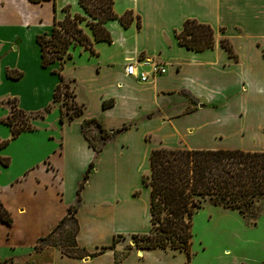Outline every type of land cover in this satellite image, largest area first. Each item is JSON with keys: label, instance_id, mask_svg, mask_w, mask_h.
<instances>
[{"label": "crops", "instance_id": "1", "mask_svg": "<svg viewBox=\"0 0 264 264\" xmlns=\"http://www.w3.org/2000/svg\"><path fill=\"white\" fill-rule=\"evenodd\" d=\"M112 8L117 15L131 12L128 26L105 21L110 42H93V53L78 45L60 68L57 61L41 66L35 41L64 17L60 0H0V120L9 113L8 98L25 113L52 104L12 138L0 121V141L6 140L0 157L7 161L0 163V204L11 218L0 221L4 264H188L183 250L138 248L127 239L149 230V189L142 177L150 150H254L224 142L226 118L218 111L228 100L229 114L238 113L234 121L245 122L236 125L238 135L264 124V61L256 45L264 44V0H114ZM188 18L214 29L211 48L177 43L174 32ZM222 37L233 56L220 46ZM127 61L146 72L160 62L165 72L139 82L123 73ZM6 69L20 76L7 77ZM59 74L81 107L61 121L59 104L51 100ZM103 100L111 102L103 107ZM91 117L114 131L97 152L80 127ZM72 206L76 252L83 256H67L55 245L34 250Z\"/></svg>", "mask_w": 264, "mask_h": 264}, {"label": "trees", "instance_id": "2", "mask_svg": "<svg viewBox=\"0 0 264 264\" xmlns=\"http://www.w3.org/2000/svg\"><path fill=\"white\" fill-rule=\"evenodd\" d=\"M39 3L44 0H28ZM54 3V0H51ZM114 0H76L83 15H70L63 8L64 17L60 21L53 20L48 33L37 34L35 41L39 46L40 64L46 66L57 61L62 62L70 58L68 48L80 45L93 53V42H110V35L104 27L107 20H116L126 27L132 20L129 10L117 15L112 8ZM83 22L90 32L88 38L80 28ZM223 31V27L219 28ZM177 43L187 49L199 51L211 48L214 43V29L207 23H201L193 18L185 19L180 30L174 32ZM220 46L230 55L232 47L227 38L219 40ZM264 57V48L261 50ZM5 75L18 78L20 72L6 69ZM64 87L62 92L58 90ZM67 97L70 100L67 102ZM65 108L68 119L81 113L80 105L71 100L67 84L59 74V82L52 92V102H58ZM110 100H103L102 106L110 104ZM9 113L0 121L10 127V138L17 133L31 128L30 121L42 117L50 109V105L34 113H25L15 107L14 99H6ZM70 110L69 112H67ZM25 114L31 115L25 119ZM63 112L60 107V121ZM94 126L99 143L90 140L86 127ZM80 127L84 137L92 149L97 152L100 147L111 138L114 131L106 132L95 118L83 119ZM123 128V127H120ZM6 140L0 141V147ZM0 163H7L0 157ZM88 164L86 172L91 168ZM85 172V174H86ZM144 186L148 187L149 230L143 234H133L134 245L138 248H169L183 250L186 262L189 261V247L191 244V217L204 202L226 209L236 210L241 216L251 215L257 206L264 207V150H243L240 148L219 149H187V148H154L149 152V168L142 177ZM75 206L68 208L66 216L55 225L45 236L37 239L33 249L38 251L48 245H56L51 238L59 229L71 220ZM0 221L9 224V213L0 204ZM73 230L72 248L60 249L71 257H82L77 253ZM112 240V244H113ZM60 247V246H59ZM90 255V254H89ZM118 258H115L117 260ZM6 261L0 262L4 264Z\"/></svg>", "mask_w": 264, "mask_h": 264}, {"label": "rangeland", "instance_id": "3", "mask_svg": "<svg viewBox=\"0 0 264 264\" xmlns=\"http://www.w3.org/2000/svg\"><path fill=\"white\" fill-rule=\"evenodd\" d=\"M60 3H62V8L65 7L70 15H83L75 0H60ZM120 3L122 2H119V5H121ZM79 26L83 33L89 38V30L84 23L81 22ZM256 45L260 48L261 52L263 49L262 45H264L263 42H257ZM79 50L80 48L78 45L70 46L68 48V53L70 56L72 54L74 56ZM258 55L257 52L259 62H263L264 57ZM63 63H68V60L65 59L62 62V67ZM63 81L67 84L68 91L70 81L67 79ZM63 89L64 87L61 86L58 92H62ZM66 99L68 102L70 97ZM60 102L61 98L58 104H60ZM227 102L228 100L223 110L218 111L219 117L226 118L223 123L227 125L226 131H221L224 134V142L230 144L240 143L239 145L245 149L264 150V124L256 128L254 132L240 131V135L236 134L238 130L236 129V125H239V127L240 124L244 126L245 122L242 120L234 121L238 118V113L234 115L229 114L231 109ZM51 107L52 104H50V108ZM60 107L63 112L62 115H65L64 106L60 105ZM262 110L264 111V109ZM69 111L70 110L67 112ZM30 116L25 114L24 117L25 119H29ZM85 129L90 140L98 144L99 140L97 134L93 133L90 127H86ZM73 230L74 223L70 220L51 238V242L55 243V246L59 249H74L72 246ZM190 231L192 236L189 247L190 257L188 264H231L232 260L234 264H264V207L262 205L257 206L256 210L253 211L251 215L243 217L236 210L226 209L204 202L191 217ZM127 239L129 243L134 245L132 237H128Z\"/></svg>", "mask_w": 264, "mask_h": 264}, {"label": "built area", "instance_id": "4", "mask_svg": "<svg viewBox=\"0 0 264 264\" xmlns=\"http://www.w3.org/2000/svg\"><path fill=\"white\" fill-rule=\"evenodd\" d=\"M146 61L142 64L146 65ZM165 72L164 66L160 62H154L148 65V72L144 69H137L134 62L127 61L123 67V73L128 77H134L139 82L146 81L149 77L163 74Z\"/></svg>", "mask_w": 264, "mask_h": 264}]
</instances>
